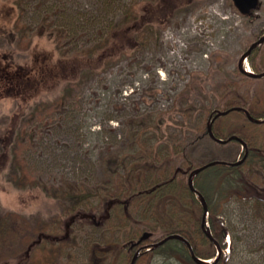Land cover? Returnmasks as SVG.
<instances>
[{
    "label": "rangeland",
    "instance_id": "rangeland-1",
    "mask_svg": "<svg viewBox=\"0 0 264 264\" xmlns=\"http://www.w3.org/2000/svg\"><path fill=\"white\" fill-rule=\"evenodd\" d=\"M167 1L140 48L82 76L81 58L93 62L88 52L110 31L156 17L163 1L0 0V208L62 235L76 212L58 264H119L115 249L152 217L137 200L99 218L119 191L186 168V156L200 165L244 154L239 140L221 143L209 128L229 99L247 107L264 91V0L248 12L234 0ZM190 20L206 24L205 37L177 33ZM246 169L264 188V167ZM218 209L223 259L264 264V208L233 196ZM151 264L182 263L158 255Z\"/></svg>",
    "mask_w": 264,
    "mask_h": 264
},
{
    "label": "trees",
    "instance_id": "trees-1",
    "mask_svg": "<svg viewBox=\"0 0 264 264\" xmlns=\"http://www.w3.org/2000/svg\"><path fill=\"white\" fill-rule=\"evenodd\" d=\"M162 1L153 6L158 12L156 17L151 18L147 14L141 17L135 15L136 17L110 31L103 43L88 52L87 56L96 55L93 62H87L80 57L83 63L82 76L92 75L100 65L129 50L140 48L142 43L139 38L145 32L151 31V21H162L164 10L168 9V1ZM262 44L260 43L258 49H261L263 62ZM253 67L258 71L257 66ZM257 73L262 74L264 71ZM263 92L262 90L258 96H254L247 107L236 102L235 96L232 97L227 101L225 109L242 105L241 108L232 109L226 114L217 111L212 123L211 132L216 140L222 138L227 142L234 136L233 139L239 140L245 146L241 162L216 163L194 174L206 162L195 165L186 156V168L174 167L170 175L153 184H145L140 188L137 183H133L130 189L119 191L113 196L99 218L104 219L109 216L111 209L127 207L137 200L140 203L146 201V209L152 215L134 230L135 238L125 240L122 248L116 246V252L112 254L113 259L111 258L113 261L118 260L119 264H151L155 256L166 255L177 257L182 264H202L194 256L205 259L216 256L215 262L210 264H228L229 257L223 259L222 254L227 243V229L216 223L218 207L223 201L236 196L252 201L256 208H264V188L250 179L246 172V168L251 170L255 165L264 167V120H254L264 118ZM181 173L185 175L184 179H179ZM192 176L193 186L189 182ZM197 195L204 199L206 207ZM206 212L211 235L204 226ZM82 214L90 215L88 212ZM180 214L186 218H175ZM77 217L75 212L66 220L67 234L62 235L57 230H49L45 224L34 225L24 215L0 208V264H18L20 259H25L26 264H58L59 254L67 240L66 235L70 233L73 220ZM157 231L162 234L160 240L169 235L176 237L155 246L160 241L152 239ZM217 247L221 250L218 255ZM135 254H138L136 259Z\"/></svg>",
    "mask_w": 264,
    "mask_h": 264
},
{
    "label": "water",
    "instance_id": "water-1",
    "mask_svg": "<svg viewBox=\"0 0 264 264\" xmlns=\"http://www.w3.org/2000/svg\"><path fill=\"white\" fill-rule=\"evenodd\" d=\"M234 2L236 3V5H237V6H238L243 12H248L251 8H253V7L257 4V0H234ZM227 111H229V110H227ZM227 111L221 112L220 114H224V113H226ZM248 115H249V114H248ZM249 117H250L251 119H254L251 115H249ZM254 120L262 121V120H264V118L254 119ZM209 130H210V134H211V136H213V137L215 138V135L213 134V132H211V127L209 128ZM232 138H233V136H232L230 139H232ZM217 140L220 141V142H225V141H226L225 139H222V138H217ZM242 159H243V158H242ZM242 159H241V160H237V161H235V162H226V161H223V160H211V161H208V162H206L205 164L201 165L200 167H198V168L195 170L194 174H196V173H198L199 171H201L202 169H204V168H206V167H208V166H210V165H214V164H216V163L236 164V163L241 162ZM190 185L193 186V176H192V178L190 179ZM201 202H202V204L205 206V202H204V199H203V198H201ZM205 207H206V206H205ZM208 233H209V232H208ZM209 234H210V233H209ZM173 237H176V236H174V235L166 236L165 238H163L162 240H160L159 242H157V243L155 244V246H159V245L163 244L164 242H166L168 239L173 238ZM155 246H154V247H155ZM218 252H220V249H219ZM194 257H195V259H196L197 261L201 262L197 256H194Z\"/></svg>",
    "mask_w": 264,
    "mask_h": 264
},
{
    "label": "bare ground",
    "instance_id": "bare-ground-1",
    "mask_svg": "<svg viewBox=\"0 0 264 264\" xmlns=\"http://www.w3.org/2000/svg\"><path fill=\"white\" fill-rule=\"evenodd\" d=\"M186 30H189V31H191L192 33H194V34H197V35H200V36H202V37H205V35H206V24L205 23H203V22H193L192 20H190L187 24H186V28H184V29H182V30H179L177 33L178 34H181L182 32H184V31H186ZM169 39L170 40H172L174 43H177V44H179V41L178 40H176L175 39V37L174 36H169ZM179 48L180 49H182V46L179 44ZM184 61L183 60H181V63H183ZM241 108V106H234V107H232V108H229V109H224V110H222V111H220V113L221 112H224V111H227V110H232V109H240ZM229 111H227V112H229ZM226 112V113H227ZM226 113H224V114H226ZM213 259V258H212ZM212 259H203V258H199V260L202 262V263H210V261L212 260Z\"/></svg>",
    "mask_w": 264,
    "mask_h": 264
}]
</instances>
